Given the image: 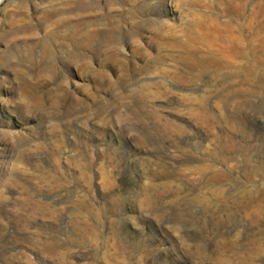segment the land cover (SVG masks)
Here are the masks:
<instances>
[{
	"label": "rangeland",
	"instance_id": "374dc122",
	"mask_svg": "<svg viewBox=\"0 0 264 264\" xmlns=\"http://www.w3.org/2000/svg\"><path fill=\"white\" fill-rule=\"evenodd\" d=\"M0 264H264V0H0Z\"/></svg>",
	"mask_w": 264,
	"mask_h": 264
},
{
	"label": "bare ground",
	"instance_id": "6f19581e",
	"mask_svg": "<svg viewBox=\"0 0 264 264\" xmlns=\"http://www.w3.org/2000/svg\"><path fill=\"white\" fill-rule=\"evenodd\" d=\"M50 56H51V55H50ZM50 56H49V57H50ZM33 91H34V90H33Z\"/></svg>",
	"mask_w": 264,
	"mask_h": 264
}]
</instances>
